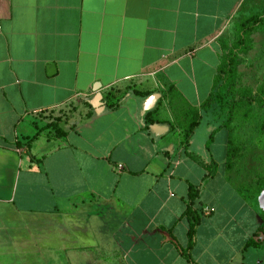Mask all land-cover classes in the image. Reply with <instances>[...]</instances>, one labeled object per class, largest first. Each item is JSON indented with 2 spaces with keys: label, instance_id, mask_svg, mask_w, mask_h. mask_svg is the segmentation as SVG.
I'll return each mask as SVG.
<instances>
[{
  "label": "crops",
  "instance_id": "0c3cea01",
  "mask_svg": "<svg viewBox=\"0 0 264 264\" xmlns=\"http://www.w3.org/2000/svg\"><path fill=\"white\" fill-rule=\"evenodd\" d=\"M242 1L0 0V264H264V213H186L158 117L202 111Z\"/></svg>",
  "mask_w": 264,
  "mask_h": 264
},
{
  "label": "rangeland",
  "instance_id": "374dc122",
  "mask_svg": "<svg viewBox=\"0 0 264 264\" xmlns=\"http://www.w3.org/2000/svg\"><path fill=\"white\" fill-rule=\"evenodd\" d=\"M252 14L264 15V0L241 2L236 15L220 33L223 53L235 40L238 24ZM250 37L252 47L240 53L236 87L260 98H254L237 108L228 127H218L226 118V113L217 115L202 110L200 123L194 129L189 148L197 154L195 157L179 152L178 141L182 138L180 128L183 129L182 126L188 125L190 121L191 108L179 103L167 105L163 98L159 102L158 117L169 120L175 127L168 130L163 139L168 147L173 146L175 152L179 153L178 158L182 162L190 164L185 170L191 181L200 184V198L193 203L200 214L211 205L217 207L215 213H264L258 202V191L264 189V24L257 27ZM229 134L237 151L231 164L226 166L222 160L224 157L227 160L226 142ZM211 157L217 160L222 157L218 173L212 180L211 175L203 174L206 171L207 174L213 172L216 166L212 162L207 166L201 164L202 158L210 160ZM214 201H218L219 205ZM245 202L247 205H243ZM261 236L262 242L251 248L255 249L253 252L256 260H264V233Z\"/></svg>",
  "mask_w": 264,
  "mask_h": 264
},
{
  "label": "trees",
  "instance_id": "16d2710c",
  "mask_svg": "<svg viewBox=\"0 0 264 264\" xmlns=\"http://www.w3.org/2000/svg\"><path fill=\"white\" fill-rule=\"evenodd\" d=\"M262 24H264V15L252 14L244 18L237 26V35L232 45L229 46L221 56L212 91L201 106V110L212 112L213 114L221 115L222 113H226V118L219 123L218 127H228L237 108L254 98H260L253 95L250 91L237 88L236 85L238 83V64L241 62L240 53L246 52L252 47L251 33ZM110 105L114 106L113 104ZM190 114L191 116L187 114L190 116V121L184 128V134L186 136L191 135L202 117V113L198 109H191ZM227 144L226 164L230 165L237 151V148L232 144L230 134L228 135ZM214 171H209L206 176L212 175ZM259 193L260 191H258V194ZM198 195V187L190 186L186 213H197L192 206ZM198 221L199 217L195 215L194 221L191 223L189 229L191 240L193 239L195 226ZM259 232H264V223L260 226ZM188 258L190 259L191 257L188 256Z\"/></svg>",
  "mask_w": 264,
  "mask_h": 264
},
{
  "label": "water",
  "instance_id": "95a60500",
  "mask_svg": "<svg viewBox=\"0 0 264 264\" xmlns=\"http://www.w3.org/2000/svg\"><path fill=\"white\" fill-rule=\"evenodd\" d=\"M100 88V83H96V85H94V91H96L93 99H92V104L95 107L96 111H100L101 108L103 109L104 106L102 104V93L99 91ZM156 95H160V94H156ZM156 95H153L149 98L148 101V105L147 108H150L152 106V99H154L156 97ZM100 109V110H99ZM167 129V126L164 125H155L154 126V131L157 135L163 133L165 130ZM259 204L261 206V208L264 210V189L260 192L259 194Z\"/></svg>",
  "mask_w": 264,
  "mask_h": 264
},
{
  "label": "built area",
  "instance_id": "2783aa9c",
  "mask_svg": "<svg viewBox=\"0 0 264 264\" xmlns=\"http://www.w3.org/2000/svg\"><path fill=\"white\" fill-rule=\"evenodd\" d=\"M214 211V208L213 207H206L205 209H204V213H211V212H213Z\"/></svg>",
  "mask_w": 264,
  "mask_h": 264
}]
</instances>
